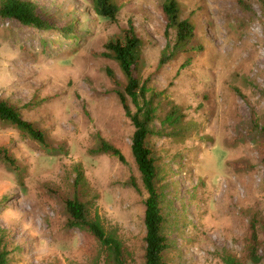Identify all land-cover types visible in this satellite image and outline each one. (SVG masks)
Segmentation results:
<instances>
[{
    "label": "rangeland",
    "instance_id": "rangeland-1",
    "mask_svg": "<svg viewBox=\"0 0 264 264\" xmlns=\"http://www.w3.org/2000/svg\"><path fill=\"white\" fill-rule=\"evenodd\" d=\"M31 1L55 29L0 19V98L45 131L49 148L0 122V147L17 163L15 170L0 158L7 264H112L92 233L68 226L65 200L75 196L122 243L125 264H145L148 195L131 152L135 128L108 71L119 90L126 79L101 56L129 21L144 42L141 82L150 79V90L162 93L148 144L158 158L166 263L244 256L252 217L261 221L264 254V0H177L195 25L189 47L200 50L161 68L176 36H165V0H112L120 8L115 21L96 15L92 0ZM172 107L182 119L169 126L163 121ZM99 138L125 161L94 152Z\"/></svg>",
    "mask_w": 264,
    "mask_h": 264
},
{
    "label": "trees",
    "instance_id": "trees-1",
    "mask_svg": "<svg viewBox=\"0 0 264 264\" xmlns=\"http://www.w3.org/2000/svg\"><path fill=\"white\" fill-rule=\"evenodd\" d=\"M92 5L96 15L112 21L116 20L120 10L119 6L112 0H92ZM162 9L167 20L166 38L169 37L171 30L175 31L176 36L173 45L167 43L163 49L158 68H161L176 54L200 50L196 46L189 47L195 38V25L189 19L181 17L177 0H165ZM0 19L13 20L22 26L43 33L55 29L54 21L44 17L41 8L31 0H0ZM70 30L69 28L63 32L64 37L73 36ZM143 47V40L138 36L132 21H129L119 36L108 40L104 47L105 52L101 53V56L114 60L126 79L123 90H119L120 83L115 75L108 71L110 79L117 88L116 93L125 115L131 120L135 128L132 135L131 152L148 195L145 201L144 215L146 228L144 261L145 264H167L166 252L169 250L170 244L163 232L165 216L162 206L163 192L159 185L158 158L154 149L148 144L149 137L153 135L151 124L156 119L155 101L162 93H155L150 90L148 86L150 79L141 82L140 69L143 63ZM129 100L136 108L134 113L131 110ZM181 119L180 109L172 107L163 122L173 126L178 124ZM0 122L9 123L29 135L34 141L41 143L44 148H49L45 131L36 127L34 123L24 120L21 111L15 105L1 98ZM94 152L114 156L121 162L125 161L121 151L102 138H99V145ZM0 158L17 170V163L10 155L8 147H0ZM65 205L69 215L68 226L70 228L89 231L107 251L108 261L111 260L112 264H125L122 243L114 234L106 232L98 215L93 220L89 219L87 203L75 196L65 200ZM259 225H261V221L252 217L244 256L236 257L231 254H224L222 256L224 264L261 263L264 254H262L261 249ZM8 254V251L2 247L0 240V264H7Z\"/></svg>",
    "mask_w": 264,
    "mask_h": 264
}]
</instances>
